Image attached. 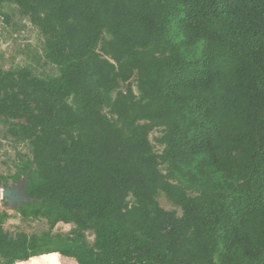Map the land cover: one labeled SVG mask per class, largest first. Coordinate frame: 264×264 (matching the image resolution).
Wrapping results in <instances>:
<instances>
[{
    "label": "trees",
    "instance_id": "trees-1",
    "mask_svg": "<svg viewBox=\"0 0 264 264\" xmlns=\"http://www.w3.org/2000/svg\"><path fill=\"white\" fill-rule=\"evenodd\" d=\"M7 2L49 38L59 74L0 73V118L24 121L10 132L32 157L21 170L34 208L19 212L49 226L11 238L0 225V261L216 264L221 250L223 264H264V0ZM208 172L222 178L216 193L179 183ZM59 223L71 237L51 233Z\"/></svg>",
    "mask_w": 264,
    "mask_h": 264
},
{
    "label": "rangeland",
    "instance_id": "rangeland-1",
    "mask_svg": "<svg viewBox=\"0 0 264 264\" xmlns=\"http://www.w3.org/2000/svg\"><path fill=\"white\" fill-rule=\"evenodd\" d=\"M173 33L167 29L162 39L172 38ZM105 39L109 36L104 35ZM48 37L43 36L37 26L32 23L30 17L25 15L22 10L14 3L7 2L0 5V73L7 71L28 70L33 76L40 79L55 78L58 76V69L53 66L44 55V46L48 41ZM199 46L182 51V56L186 59L197 57ZM133 92L138 100L140 94L137 91L136 79L131 82ZM116 91L104 93L105 103L101 107L104 115L109 114L112 101L115 98ZM24 121H15L6 118H0V198L2 191L6 187L14 188L23 181L27 182V176L22 172V168L31 162V152L29 142L21 138L12 136L10 130L23 124ZM159 133H152L150 136L151 144L156 153L161 152L153 138L158 137ZM33 169V167H31ZM162 171L165 167L160 168ZM180 184L185 188L190 196L199 195L202 192L216 193L222 186V178L214 173L208 172L204 178H199L194 185L188 183V180L181 179ZM132 203V198H128ZM156 201L166 211L177 213L180 217L181 212L172 206L162 193H158ZM25 206H29L27 209ZM30 210L34 208L32 201L29 204L22 203L20 209ZM20 209L16 207L8 208L7 201L0 199V225L3 230L11 237H15L18 233H26L28 235H38L47 232L49 226L45 219L24 217L20 214ZM74 226L59 223L51 233L64 237H71ZM93 237L87 235V243L92 244ZM221 250L215 256L216 264H223L220 259ZM0 264H4L0 261ZM16 264V263H15ZM59 264H77L74 259L60 256ZM232 264H241V258L234 256Z\"/></svg>",
    "mask_w": 264,
    "mask_h": 264
},
{
    "label": "water",
    "instance_id": "water-1",
    "mask_svg": "<svg viewBox=\"0 0 264 264\" xmlns=\"http://www.w3.org/2000/svg\"><path fill=\"white\" fill-rule=\"evenodd\" d=\"M26 181H23L14 188L6 187L1 193V199L7 201L8 208L16 207L20 209L22 203L29 204L31 200L24 194Z\"/></svg>",
    "mask_w": 264,
    "mask_h": 264
},
{
    "label": "bare ground",
    "instance_id": "bare-ground-1",
    "mask_svg": "<svg viewBox=\"0 0 264 264\" xmlns=\"http://www.w3.org/2000/svg\"><path fill=\"white\" fill-rule=\"evenodd\" d=\"M59 254H49L29 259L27 262H17L16 264H59Z\"/></svg>",
    "mask_w": 264,
    "mask_h": 264
},
{
    "label": "built area",
    "instance_id": "built-area-1",
    "mask_svg": "<svg viewBox=\"0 0 264 264\" xmlns=\"http://www.w3.org/2000/svg\"><path fill=\"white\" fill-rule=\"evenodd\" d=\"M1 199V198H0ZM2 200V199H1ZM89 233H86V236L88 235ZM93 237V236H92ZM94 241V237H93V240H92V242Z\"/></svg>",
    "mask_w": 264,
    "mask_h": 264
}]
</instances>
